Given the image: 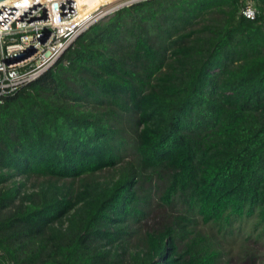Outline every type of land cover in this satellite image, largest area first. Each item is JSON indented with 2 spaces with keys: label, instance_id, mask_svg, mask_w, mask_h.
<instances>
[{
  "label": "trees",
  "instance_id": "16d2710c",
  "mask_svg": "<svg viewBox=\"0 0 264 264\" xmlns=\"http://www.w3.org/2000/svg\"><path fill=\"white\" fill-rule=\"evenodd\" d=\"M247 221L261 238L264 0L135 3L0 105V264H226L203 227Z\"/></svg>",
  "mask_w": 264,
  "mask_h": 264
},
{
  "label": "built area",
  "instance_id": "2783aa9c",
  "mask_svg": "<svg viewBox=\"0 0 264 264\" xmlns=\"http://www.w3.org/2000/svg\"><path fill=\"white\" fill-rule=\"evenodd\" d=\"M134 2L137 1L110 10L108 7L116 2H97L95 7L88 0H6L0 3V105L52 68L90 27ZM249 10L254 12V19L245 15ZM240 15L249 21L259 17L250 2L240 9ZM32 49L34 53L29 57L13 61Z\"/></svg>",
  "mask_w": 264,
  "mask_h": 264
},
{
  "label": "rangeland",
  "instance_id": "374dc122",
  "mask_svg": "<svg viewBox=\"0 0 264 264\" xmlns=\"http://www.w3.org/2000/svg\"><path fill=\"white\" fill-rule=\"evenodd\" d=\"M133 1L134 3L146 1V0H119L115 1L108 7V10L116 8L119 5L127 4ZM90 2V0H88ZM114 3V2H111ZM90 4V3H89ZM109 4V3H107ZM91 5V4H90ZM106 20V19H105ZM153 206L157 202V197L153 196ZM164 215V209L153 208L149 217L142 223V231L152 230L158 227L162 223V218ZM254 221L243 222L241 226H236L232 237L222 238L220 235L216 234V229L211 227H203L209 234L215 236V240L218 243L217 248L221 251L224 256V262L226 264H257V258L264 257V235L258 238V234L252 231V223ZM248 238L247 243L245 239ZM247 248V249H246ZM248 251V255L252 257H245L244 251Z\"/></svg>",
  "mask_w": 264,
  "mask_h": 264
},
{
  "label": "water",
  "instance_id": "95a60500",
  "mask_svg": "<svg viewBox=\"0 0 264 264\" xmlns=\"http://www.w3.org/2000/svg\"><path fill=\"white\" fill-rule=\"evenodd\" d=\"M4 1H5V0H0V3H3ZM33 53H34V50L32 49V50H30V51H28V52H26V53H24V54L18 55V56L15 58V60H13V61H15V62L21 61V60H23V59L29 57V56L32 55Z\"/></svg>",
  "mask_w": 264,
  "mask_h": 264
},
{
  "label": "bare ground",
  "instance_id": "6f19581e",
  "mask_svg": "<svg viewBox=\"0 0 264 264\" xmlns=\"http://www.w3.org/2000/svg\"><path fill=\"white\" fill-rule=\"evenodd\" d=\"M6 1V0H5ZM4 1V2H5ZM115 1H119V0H90V4L95 7L96 6V3H111V2H115Z\"/></svg>",
  "mask_w": 264,
  "mask_h": 264
},
{
  "label": "clouds",
  "instance_id": "9594fccd",
  "mask_svg": "<svg viewBox=\"0 0 264 264\" xmlns=\"http://www.w3.org/2000/svg\"><path fill=\"white\" fill-rule=\"evenodd\" d=\"M245 15H246L249 19H254V18H255L254 12H253L252 10H249L248 12H246Z\"/></svg>",
  "mask_w": 264,
  "mask_h": 264
}]
</instances>
